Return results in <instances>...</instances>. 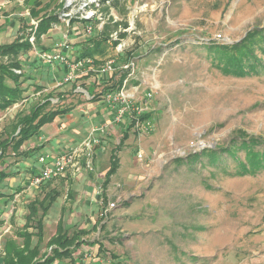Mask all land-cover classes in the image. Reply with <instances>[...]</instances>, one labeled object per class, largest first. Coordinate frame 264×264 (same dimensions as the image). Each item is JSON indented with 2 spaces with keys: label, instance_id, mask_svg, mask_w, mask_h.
I'll return each mask as SVG.
<instances>
[{
  "label": "rangeland",
  "instance_id": "374dc122",
  "mask_svg": "<svg viewBox=\"0 0 264 264\" xmlns=\"http://www.w3.org/2000/svg\"><path fill=\"white\" fill-rule=\"evenodd\" d=\"M48 1L42 0V5ZM60 3L64 7L57 11L65 25L74 17L93 21L88 39L104 25L119 22L118 30L96 53L97 59L91 58V71L97 68L109 76L126 75L136 83L141 98L132 101L146 109L153 126L152 130L140 131L142 140L132 130L129 134L134 139L130 145L144 165L145 150L154 159L153 166L159 167L161 160L183 155L188 148L199 150L220 143L235 129L264 137V68L243 75L227 74L219 66V57L202 46L241 40L259 20H264V0H59L57 5ZM24 14L28 13L24 10ZM158 45L164 47L162 53L153 51ZM48 46L51 48L52 44ZM46 49L42 47L41 58L45 52L52 53ZM110 60L114 62L111 71L105 69ZM83 66L75 71H90L88 65ZM75 71L70 74L73 76ZM28 72L38 76L36 68ZM26 87L29 95L20 107L0 110V145L20 132V128L13 130L19 116L45 103L41 113L50 112L57 107L58 96H62L44 91L35 78ZM98 87L104 89L102 84ZM11 153L8 148L1 163L4 167ZM162 171L163 168L160 175ZM153 180L156 185L152 189H148V181L144 187L126 194V200L134 204L126 214L132 221H126L122 231L121 226L117 231L109 223L99 232L100 227L104 228L98 225L99 221L90 230L92 224L76 229L89 230L81 237L87 243L74 250V259L84 255L78 264H264V173L214 181L213 189L182 179ZM1 184L0 192L6 188ZM98 189L103 192L101 187ZM44 193L37 188L26 194L21 199L23 210H11L2 202L0 258L12 246L23 245L25 232L34 233L32 247L37 244L38 219L33 220L32 227L26 226L28 205L43 199ZM58 196L68 203L74 202L76 195L74 190L73 195L64 190ZM91 198V202L96 200ZM112 201L108 199L104 208ZM49 202L48 199L45 205L51 207ZM193 202L197 203L193 208L204 213V206H208L210 212L202 214V218L184 220L180 210L188 212ZM40 214L41 210L39 218ZM57 227L56 222L43 224L37 260L43 261L52 254L47 243ZM177 229L184 231L181 237L176 235ZM68 230L72 234V229ZM100 245L103 251L97 259L94 252ZM87 253L93 256L88 257ZM53 264H72V259H57Z\"/></svg>",
  "mask_w": 264,
  "mask_h": 264
},
{
  "label": "crops",
  "instance_id": "0c3cea01",
  "mask_svg": "<svg viewBox=\"0 0 264 264\" xmlns=\"http://www.w3.org/2000/svg\"><path fill=\"white\" fill-rule=\"evenodd\" d=\"M50 2L56 6L59 0L58 2L49 0L44 5L42 0H0V45L13 43L24 33L29 37L33 30L30 26L34 23L32 10H42V7ZM24 10L27 15L24 14ZM69 21L66 25L63 21L55 23L53 28L42 36L39 44H34L32 50L26 51L20 57L25 62L27 71L36 68L38 76L34 74L33 77L38 85L44 87V91L62 93L61 98L58 96V105L54 110L62 109L64 113L44 125L36 138L32 137L22 145L19 153L12 152L13 154L8 156L4 164L9 178L1 184V187L6 186V188L0 192V195L6 194L7 197L0 198V205L3 202L11 207V210L16 208L23 210L24 201L21 199L27 197L25 195H29L28 193L34 189L38 188L41 191L42 188V191H45L44 196L50 193L59 194L64 190H69L73 195L74 190L76 195L74 202L66 203L64 198L57 197L43 217L45 224L56 222L58 225L63 221L67 229H72L73 234L80 225L92 224L88 228L90 230L99 221L98 225H104L103 229L101 227L98 229L99 232L109 223L114 224L117 231L121 226L120 231H122L128 220L132 221L126 214L131 207L133 209L134 204L132 200H126V194L130 190L144 187L143 185L148 181V189H152L156 185L153 178L159 177V171L168 159L161 160L159 167H156L157 164L153 166L154 159H151V155L144 149L147 157L144 165L142 160L137 158L136 149L130 145L134 139L132 135L129 136L133 133L138 140H142L140 137H143V134L135 127L129 129L130 117L117 122L114 110L102 96H99L103 90L110 87L113 88L111 90L124 91L131 100H139L141 97L133 78H128L126 75L109 76L108 73L97 68L94 71L78 70L72 76L67 65L59 59L41 58L42 47L48 48V44H52V47L46 50L54 53L56 43L64 41L70 47L57 48V53H62L71 62L80 61L81 51L90 44L85 43L89 36L84 34V30H80V24L75 23L70 27ZM31 41H35L34 36L31 37ZM95 58L97 59L96 56ZM87 72H90L88 77ZM99 84H102L101 88L104 89L100 90ZM72 85L77 86L74 91H71ZM23 101L14 104L12 109L20 107ZM72 148L83 150L77 159V164L43 187L31 185V177L39 173L46 163ZM112 156L117 158L118 167L105 186ZM146 162L149 164L147 165ZM88 163L91 164V168L87 167ZM1 168L5 167L1 165ZM98 187L102 188L109 200L116 202V208L103 209L94 200L90 201V197H96L93 194ZM131 195L139 196L134 193ZM20 202L22 203L19 204ZM55 209L59 212L54 211ZM2 210L3 206H0V215Z\"/></svg>",
  "mask_w": 264,
  "mask_h": 264
},
{
  "label": "trees",
  "instance_id": "16d2710c",
  "mask_svg": "<svg viewBox=\"0 0 264 264\" xmlns=\"http://www.w3.org/2000/svg\"><path fill=\"white\" fill-rule=\"evenodd\" d=\"M105 3L108 0H102ZM55 8L52 7V2L48 3L45 7L38 10H32V18L34 23L30 26L33 28L29 37L24 33L19 36L17 40L10 44L0 45V110H5L16 103H19L28 98V92L26 83L29 80L34 79L33 75L27 71L25 62L21 60V56L26 51L33 49L34 44L41 42L42 36L47 34L55 23L60 22V15L57 9L64 7L63 3H60ZM80 24V30H84V34H88V28L93 26V21L89 19L70 18L69 25ZM119 22L114 24H106L101 30H99L95 36L92 35L85 43H90L84 50L81 51L82 58H95L97 52L102 51V44L111 39V35L118 30ZM122 35V34H121ZM34 36L35 41H31V37ZM118 41H115V45ZM198 45L192 44V47ZM205 49L213 51L215 58L219 57V66L222 70L229 74L243 75L256 71L259 67L264 68V20L258 21L257 25L252 27L251 30L239 41L233 44H219L215 42L204 43L202 45ZM49 49V47L47 48ZM45 51V50H44ZM153 51L162 53L164 47L158 45ZM261 57H260V56ZM97 63V60H95ZM86 76H90V72H87ZM76 85H72V91L76 89ZM113 88H106L99 96L104 99V95L107 94ZM47 103L40 106L39 104L32 108L29 113H25L18 117L17 123L13 126V130L20 128V132L11 138L4 140L0 147V184L9 178L6 167L1 168V163L7 156L6 150L11 149L16 154L21 150L22 145L36 136L41 128L47 123H51L54 119L64 113L62 109H55L47 113H41V110L45 108ZM130 119V118H129ZM142 121L149 119V114L146 112L140 118ZM136 128L138 131H143L142 128L136 127V121L131 119L129 129ZM111 168L106 175V182L112 174L115 173L118 167V160L115 156L111 157ZM264 173V137L248 133L242 129H235L232 131L222 142L216 143L213 146H204L201 149H195L194 147L188 148L183 155H176L168 160L163 167L162 174L157 178L159 181H169L173 179L176 182L182 179L186 182H195L202 184L203 186L213 189L214 181L223 180L227 177H243V176H256ZM53 180L47 181L51 182ZM45 182L42 186L46 185ZM45 195L41 200H34L29 207V214L26 220V226L32 227L34 219H38L36 222V229H38L36 235L37 244L32 247V236L34 233L23 234V245L12 246L10 251L5 257L0 258V264H53L57 259L70 258L72 264H78L84 255L80 256L79 260L73 258L75 248H79L81 245L86 244L87 240H81L82 235L89 233L88 231H75L73 234L69 233V230L64 225L63 221L58 223L57 231L53 237L50 238L47 245L52 247V254L45 260H37V251L39 250V243L43 240L42 228L43 217L49 210L50 206L45 205V202L49 199L50 205H52L58 194L50 193ZM105 198V204H107L108 198L103 193ZM6 198V194H1L0 198ZM1 202V200H0ZM5 202V201H4ZM197 203H192L187 209L188 212H182L180 210L181 217L184 220L188 217L202 218V214L209 213L208 206L205 207L203 213L198 207L193 208ZM103 207V209H105ZM191 208V209H190ZM183 209V208H182ZM40 210L42 216L39 218ZM191 210V211H190ZM201 220V219H200ZM195 224V223H194ZM206 226V224H205ZM208 227H205V231ZM178 231V232H177ZM176 235L181 237V229H177ZM192 241V240H191ZM97 252H94V256L101 258L103 248L100 245Z\"/></svg>",
  "mask_w": 264,
  "mask_h": 264
},
{
  "label": "built area",
  "instance_id": "2783aa9c",
  "mask_svg": "<svg viewBox=\"0 0 264 264\" xmlns=\"http://www.w3.org/2000/svg\"><path fill=\"white\" fill-rule=\"evenodd\" d=\"M69 47L70 45L66 42H58L55 45L54 53L45 52L42 54V57L47 58L48 60L59 59L61 62H64L67 65L70 73L83 65H88L90 70L94 69L93 61L91 60V58H83L80 61L74 63L68 60L65 55H63L62 53H57L56 51L57 48H69ZM113 67H114V62L112 60L108 61L105 64L106 70L111 71L113 70ZM104 100H106V102L109 103L110 107L114 110V117L117 122L124 120L126 117H130L131 119H134L136 121V127L152 130L153 126L149 119L145 121H142L140 119L143 113H145L146 109L141 108V106L138 105V102L132 101L124 91L122 90L110 91L104 95ZM95 140L96 142H99L98 139ZM82 151L83 150H81V148H72L67 150L66 152H63L53 157V159L49 163H46L43 166V168L39 173L34 174L31 177L32 185L37 187L42 186L45 182L62 176L68 168L78 163L77 159ZM87 167L91 168V164L88 163ZM95 196H96L95 197L96 200L94 199V201L97 204L104 206L105 198L103 196V192H101L98 189L95 192ZM115 207H116L115 202H110L106 206V208L109 209ZM86 256L91 257L93 256V254L87 253Z\"/></svg>",
  "mask_w": 264,
  "mask_h": 264
},
{
  "label": "water",
  "instance_id": "95a60500",
  "mask_svg": "<svg viewBox=\"0 0 264 264\" xmlns=\"http://www.w3.org/2000/svg\"><path fill=\"white\" fill-rule=\"evenodd\" d=\"M232 43H235V42H232Z\"/></svg>",
  "mask_w": 264,
  "mask_h": 264
}]
</instances>
